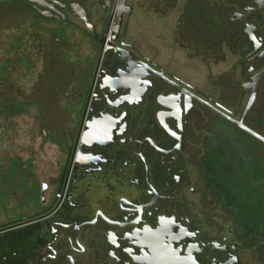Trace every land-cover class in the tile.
Instances as JSON below:
<instances>
[{
	"label": "flooded vegetation",
	"instance_id": "1",
	"mask_svg": "<svg viewBox=\"0 0 264 264\" xmlns=\"http://www.w3.org/2000/svg\"><path fill=\"white\" fill-rule=\"evenodd\" d=\"M27 3L87 34L96 56L85 65H68L63 127L50 108L58 105V86L65 83L57 82L53 67L17 102L0 87V166L6 176L0 264H264L252 231L237 227L216 190L219 181L244 182L247 167L211 165V140L203 138L209 120L219 124L212 142L252 137L204 102L241 121L259 75L245 124L264 136L252 124L264 96V0H126V6L98 0L103 17L95 21L79 0L50 1L52 9ZM136 5L181 8L175 42L189 57L218 63L229 54L237 60L227 72L224 97L204 96L172 62H159L155 48L145 52L132 41L126 17ZM106 35L112 44L101 53ZM16 104L20 119L35 106L38 118L30 128L37 131L29 146L23 131L18 160L10 166L15 150L9 121L19 116L5 112Z\"/></svg>",
	"mask_w": 264,
	"mask_h": 264
},
{
	"label": "rangeland",
	"instance_id": "2",
	"mask_svg": "<svg viewBox=\"0 0 264 264\" xmlns=\"http://www.w3.org/2000/svg\"><path fill=\"white\" fill-rule=\"evenodd\" d=\"M61 1L71 2L75 0ZM79 2L87 7L88 12L91 14V20L95 21L103 17L102 10L98 9V0H79ZM131 2L132 0H130ZM182 14L181 8L168 11L151 9L148 6L141 8L136 5L134 14L126 17L132 41L145 52L150 53V47L155 48L154 50L161 54V57L157 59L159 62L163 64L172 62V65L174 68L177 67L181 76L196 84L204 96L221 99L227 94V86L225 85L227 72L230 71L231 65L237 60L229 54H227L225 60L218 61V63L214 57H189L175 42L176 30L180 29ZM51 18L35 12V9L27 2L10 1L0 6V72L5 69L3 76L0 75V87L8 88L11 93L10 98H15L17 102L19 95L29 94L36 89L41 75L47 73V67H53L59 74L57 82L65 83L64 85L61 84L63 86H58V105L54 104L50 108L57 116V121H60L59 125L63 127L65 125L62 116L67 113L69 104L67 102L68 97L65 95L68 89V65L88 64L95 59L96 53L93 40L87 34L79 33L78 30L64 23L59 25L56 20ZM68 18L80 28H85L84 23L77 16L68 15ZM55 39H59L61 42L55 45L53 44ZM184 44L189 45L188 42H184ZM150 56L152 57V54ZM246 100L247 98L244 100L241 112L246 106ZM28 109V113L22 116V119L19 116L18 104L10 107L5 112V114L19 116L11 118L9 121L12 136L11 147L15 150L10 154V166H14L15 160H18L19 147L23 144V131L26 132L25 136L29 146V142L37 129L32 131L30 124L36 122L38 112L34 105L29 106ZM254 115L257 122L253 121L252 124L255 125L257 130L259 129L264 133V96L260 98L255 107ZM3 121H5V118L0 112V123ZM25 123L27 124L26 128L21 129ZM215 123L209 120L208 125L205 126L203 138L205 139L208 136L207 141H217L216 134L218 133L219 124ZM228 136L232 139L230 135ZM232 136H235L234 140L232 139L234 143L227 146V152H239L244 154L245 158V152L255 142L249 138L244 139L239 134ZM49 145L44 144V147L46 148ZM257 156L258 158L264 157V145H257ZM2 159L3 154H0V162H2ZM3 169V166H0V191L3 186L2 180L6 177ZM243 180L247 181V178ZM3 198V195H0L1 201ZM3 221L4 219L1 218L0 222ZM257 254L259 255L258 252ZM255 263L260 262L255 261Z\"/></svg>",
	"mask_w": 264,
	"mask_h": 264
},
{
	"label": "trees",
	"instance_id": "3",
	"mask_svg": "<svg viewBox=\"0 0 264 264\" xmlns=\"http://www.w3.org/2000/svg\"><path fill=\"white\" fill-rule=\"evenodd\" d=\"M14 1L26 3L24 0ZM7 3L9 2L0 3V6ZM4 72L5 69L0 72V75L3 76ZM235 131L240 132L237 129ZM246 137L255 143L245 152V158L242 153L227 152V146L232 145L233 142L226 139H222L219 144L212 142L213 140L210 141L211 150L207 158L209 157L211 165L218 163L219 166H245V168L247 166L245 169L247 181L241 183L219 181L216 190L223 198L222 205L225 210L232 213L237 227H247L252 231L255 238L253 245L260 257L264 259V157L257 156L259 143L248 135ZM234 149L237 151L235 146Z\"/></svg>",
	"mask_w": 264,
	"mask_h": 264
},
{
	"label": "water",
	"instance_id": "4",
	"mask_svg": "<svg viewBox=\"0 0 264 264\" xmlns=\"http://www.w3.org/2000/svg\"><path fill=\"white\" fill-rule=\"evenodd\" d=\"M10 1H14V0H0V3L10 2ZM24 1L29 2L32 5L39 4V5H42L43 7L51 8V9L53 8V5L50 3V1L57 3V0H24ZM122 6H126V0H122ZM40 12H42L45 16L53 17V15L49 14V12L46 11V10H44V9L43 10H40ZM82 18L84 19V21L86 22L88 28L92 32L95 40H97L98 33L89 24V21L90 20H89V18L87 16L85 10H82ZM65 19H67L66 16H65ZM101 44H102V46H101V53H104V51L106 50V46L107 45H111L112 43L110 42V40L108 39V37L106 35L101 40ZM260 77H261V75H259V76L256 77V81H255V83L253 85V91H252L250 100L248 102V105H247L246 110L244 112V116H243V118H242L241 121H236V120L228 117L226 114L222 113L220 110L212 107V105H210L209 103H206L204 101L203 102L206 105H208L211 109H213L214 111H216L218 114H220V115L224 116L225 118H227L229 121H231L232 123H234L235 125H237L240 129H242L244 132L248 133L249 135H251L253 138H255L256 140H258L259 142H261L264 145V136L260 135L259 133L255 132L254 130L250 129L245 124V119H246L247 115L250 113V111L252 110V108H253V106H254V104L256 102V99H257V95H258V85H259Z\"/></svg>",
	"mask_w": 264,
	"mask_h": 264
}]
</instances>
